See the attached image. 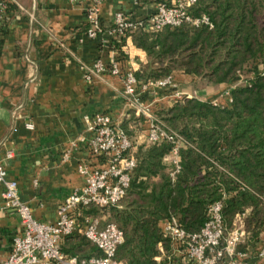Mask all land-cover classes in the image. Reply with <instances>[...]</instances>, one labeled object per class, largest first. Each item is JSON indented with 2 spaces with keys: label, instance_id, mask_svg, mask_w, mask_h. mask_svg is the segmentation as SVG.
<instances>
[{
  "label": "trees",
  "instance_id": "obj_1",
  "mask_svg": "<svg viewBox=\"0 0 264 264\" xmlns=\"http://www.w3.org/2000/svg\"><path fill=\"white\" fill-rule=\"evenodd\" d=\"M192 13L208 16L213 27L183 24L157 32H127L122 38L146 56L135 73L139 81L156 82L182 73L211 86L232 85L264 57V0H197ZM230 98L231 105L225 107L185 98L159 109L158 122L183 143L180 171L173 177L174 166L166 161L170 143L139 144L120 206L86 211L123 232L117 260L159 264L158 244L163 242L165 250L170 246L162 224L175 216L182 229L199 232L216 202L223 205L225 228L243 217L245 244L259 242L264 232V74L234 87ZM140 122L131 113L121 128L132 138ZM62 250L79 259L102 256L83 237L66 239Z\"/></svg>",
  "mask_w": 264,
  "mask_h": 264
},
{
  "label": "crops",
  "instance_id": "obj_2",
  "mask_svg": "<svg viewBox=\"0 0 264 264\" xmlns=\"http://www.w3.org/2000/svg\"><path fill=\"white\" fill-rule=\"evenodd\" d=\"M173 1L11 0L0 27V161L7 166L8 179L18 183L21 201L29 204L39 222L57 221L62 201L84 186L79 165L95 164L88 150V120L104 114L123 124L133 113L120 77L105 73L88 86L82 69L99 61L109 68L116 60L123 74L136 73L146 56L130 40L122 42L109 33L116 15L143 21L160 4ZM95 5L103 32L90 38L87 14ZM253 71L259 75L261 63L256 62ZM172 76L187 95L225 106L230 97L223 94H230L241 81L193 93L191 77ZM142 97L154 115L176 101L171 88L149 89ZM27 123L34 129H27ZM139 125L134 127L135 140ZM2 193L0 186V264L21 232L20 219L4 208ZM234 260L264 264V232L254 246H247L244 237Z\"/></svg>",
  "mask_w": 264,
  "mask_h": 264
},
{
  "label": "built area",
  "instance_id": "obj_3",
  "mask_svg": "<svg viewBox=\"0 0 264 264\" xmlns=\"http://www.w3.org/2000/svg\"><path fill=\"white\" fill-rule=\"evenodd\" d=\"M10 3L11 0H0V27ZM196 3L197 0L162 3L154 14L143 21H134L119 13L109 33L122 41L127 32L138 30L157 32L166 27H180L183 24L212 28L208 16L193 15L192 9ZM87 19L86 34L90 38H96L103 32L97 5L88 12ZM128 40L130 39L122 42ZM119 65L120 61L116 60L109 68L100 61L96 62L93 67L82 69L83 79L91 86L96 77L105 73L120 77L129 108L137 118L142 119L137 131L138 136L133 140L118 121L104 114H96L88 120V131L91 133L88 150L95 164L79 165L78 173L84 181V186L62 201L54 224L39 222L33 216L29 204L21 201L19 197L18 183L8 179L7 166L0 161V186L3 187L4 208L15 212L21 226L20 234L13 241L10 255L1 264H125L117 260V250L124 242L123 232L115 224H104L101 217L87 215L86 211L91 207L120 206L130 187L132 173L136 167L134 156L136 146L144 142L170 143L172 151L166 161L174 166L172 174L174 177L181 169L179 152L183 143L158 122L151 105L142 97V93L149 89L174 88L176 85L173 76L161 81L143 82L139 81L132 71L123 74ZM260 74H264V61L261 63ZM174 98L182 101L191 97L186 93L175 92ZM231 102L229 98V105ZM26 128L33 130L34 126L27 123ZM11 156L9 154L8 158ZM222 210L221 202L214 203L208 210V220L196 233L182 229L177 217L168 218L162 224V233L170 246L165 250L164 243L160 242L155 260L159 264H218L222 259L228 258V264H241L238 260L235 261L234 257L238 245L245 237L244 218L238 217L233 227L227 229L224 226ZM76 237L88 240L102 256L79 259L63 252L64 241Z\"/></svg>",
  "mask_w": 264,
  "mask_h": 264
},
{
  "label": "rangeland",
  "instance_id": "obj_4",
  "mask_svg": "<svg viewBox=\"0 0 264 264\" xmlns=\"http://www.w3.org/2000/svg\"><path fill=\"white\" fill-rule=\"evenodd\" d=\"M263 61H264V57L261 58L260 60H257L256 62L263 63ZM253 68H254V64L249 69H247V71L245 72V74H241L240 75L239 80L241 79V81H240L239 85H244L245 83H247L248 81H250L251 78L255 77V75H253L254 74ZM189 77L192 78V81H190L189 83H190V85H192L191 86V89H192L193 93H196V92H199V91H211L214 88H217L218 87V86H211V85H209L204 80L197 79V78H194L192 76H189ZM174 84L176 86L174 88H171V90L174 91V93L175 92L184 93V91H185L184 88L181 87V85L178 84V82L174 81ZM225 95L228 96L227 93H224L222 97H225ZM189 96L191 98H197V97H195L196 94H191ZM176 101H178V100H176ZM216 104H218L219 106H221V104L219 102H216ZM141 122H142V119H141ZM135 137H136V134L132 138H134V140H135ZM99 217H101L104 220V224L107 222V220L104 217H102L101 215Z\"/></svg>",
  "mask_w": 264,
  "mask_h": 264
}]
</instances>
